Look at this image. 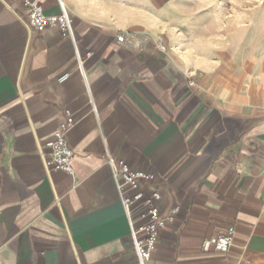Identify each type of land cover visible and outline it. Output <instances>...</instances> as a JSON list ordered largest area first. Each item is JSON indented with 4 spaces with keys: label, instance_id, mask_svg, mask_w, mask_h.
<instances>
[{
    "label": "crops",
    "instance_id": "1",
    "mask_svg": "<svg viewBox=\"0 0 264 264\" xmlns=\"http://www.w3.org/2000/svg\"><path fill=\"white\" fill-rule=\"evenodd\" d=\"M23 1L0 0V261L136 264L109 155L153 173L140 188L162 217L176 208L147 264H264V74L201 52L187 0H61L85 81ZM65 111L72 175L44 165ZM229 227L228 252L201 248Z\"/></svg>",
    "mask_w": 264,
    "mask_h": 264
},
{
    "label": "built area",
    "instance_id": "2",
    "mask_svg": "<svg viewBox=\"0 0 264 264\" xmlns=\"http://www.w3.org/2000/svg\"><path fill=\"white\" fill-rule=\"evenodd\" d=\"M59 12L48 14L40 4L39 0H24L23 6L27 9L26 15L29 25L36 31L42 32L48 27H58L67 35L73 44L77 70L83 76L86 61L91 57V53L81 56L77 42L72 36L71 15L66 5L57 0ZM159 52L167 50L166 45L161 41L156 42ZM65 72L60 75L59 80L64 81L69 77ZM86 81V80H85ZM189 84H193L190 81ZM95 109V107H93ZM73 125V116L70 111H65L64 120L59 123L51 139L47 142L49 152L46 155L44 165L48 169H59L70 175L73 174L72 161L74 158L73 150L67 141V130ZM107 163L112 169L113 178L116 183L119 198L129 226V238L132 246L136 264H147L157 244L161 229L168 223L173 222L176 208L166 217L159 213L158 202L161 194L157 189L150 190L145 194L140 188L143 181L154 180L153 173L143 170H135L123 159H115L106 156ZM233 242V227H229L225 234L212 236L204 239L201 248L226 253L229 251ZM0 264H3L0 261Z\"/></svg>",
    "mask_w": 264,
    "mask_h": 264
},
{
    "label": "rangeland",
    "instance_id": "3",
    "mask_svg": "<svg viewBox=\"0 0 264 264\" xmlns=\"http://www.w3.org/2000/svg\"><path fill=\"white\" fill-rule=\"evenodd\" d=\"M200 51L264 74V0H187Z\"/></svg>",
    "mask_w": 264,
    "mask_h": 264
}]
</instances>
